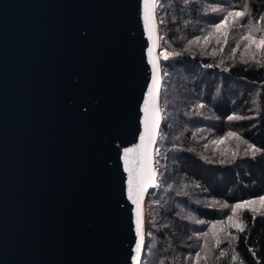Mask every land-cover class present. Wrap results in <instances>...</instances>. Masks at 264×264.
Wrapping results in <instances>:
<instances>
[{"label":"water","instance_id":"obj_1","mask_svg":"<svg viewBox=\"0 0 264 264\" xmlns=\"http://www.w3.org/2000/svg\"><path fill=\"white\" fill-rule=\"evenodd\" d=\"M157 7L161 119L140 264L162 123ZM141 12V0H0V264H132L122 154L151 78Z\"/></svg>","mask_w":264,"mask_h":264},{"label":"trees","instance_id":"obj_2","mask_svg":"<svg viewBox=\"0 0 264 264\" xmlns=\"http://www.w3.org/2000/svg\"><path fill=\"white\" fill-rule=\"evenodd\" d=\"M215 5H247L248 14L230 28L227 42L203 39L223 18L210 10ZM157 10L162 123L142 264H193L196 252L199 264H264V210H232L239 200L264 195V151L252 155L249 147L264 150V53L253 46L250 57L240 40L249 20L264 27V0H158ZM165 49L174 55L165 59ZM233 113L237 118L229 119ZM229 131L238 135L226 136ZM213 221L232 235L219 232L217 243ZM204 232L209 235H196Z\"/></svg>","mask_w":264,"mask_h":264},{"label":"snow or ice","instance_id":"obj_3","mask_svg":"<svg viewBox=\"0 0 264 264\" xmlns=\"http://www.w3.org/2000/svg\"><path fill=\"white\" fill-rule=\"evenodd\" d=\"M189 0H184V3L187 4ZM157 0H141L142 7V18L144 24V32L148 37V46H147V59L148 63L151 65V78L146 82V91L143 93V104L141 106L143 115L140 117L141 127L139 131V141L137 143H132L127 147L123 148L122 160L124 171L127 173L126 179V193L127 199L131 201V204L134 205L131 208L134 224V246L129 253L132 264H140V252L144 247V220H143V208L142 201L144 197L145 190L149 183H155L154 180V170L150 165V160L152 159V154L150 152L151 146L154 144L157 136V129L160 123V109L158 107V94H159V83L160 76L158 73L159 69V56L154 55V48L158 46V36L155 35L157 21L155 18V8L157 7ZM206 10H209L206 6ZM213 12H222L223 18H219L218 22L213 23L209 26L210 31L207 35L203 37L204 40H208L210 37L215 36L217 40L224 38L227 42V36L229 34L230 28L239 24V18L247 15V5L244 8L230 7L228 9L223 8L221 5L211 6L210 8ZM259 19L264 21V13L259 15ZM247 31L240 36V40L246 41L244 43L245 51L254 58L255 53L252 51L253 46L255 49L260 50L264 53V35L257 36L254 34V30L264 32V27L257 29V26L249 20L247 25H244ZM194 39L200 40L201 37H195ZM239 45V41H237ZM235 51V49H233ZM165 59L174 53H169L165 49L163 52ZM200 106H203L201 102ZM229 119L237 118L236 114L233 113L228 117ZM235 132L229 131L226 133V136H237ZM220 140L225 139V137H220ZM252 149V155H255L256 151H264L257 149L255 144L249 145ZM257 200L260 202L261 206H264V195L259 197H253L246 200H239L233 206V212H236L237 209H250L252 211H259L256 207ZM229 221H233V217L230 215L228 217ZM219 223L213 221L210 226L211 234L216 238V242L219 243V232L223 231L227 236H231V233L226 232V227L224 229H217L215 226ZM230 226L236 227L239 230L243 231V228L239 223H232ZM197 236L207 237L208 232L196 233ZM207 243V241H205ZM191 255V254H190ZM236 256L233 255V261L236 260ZM200 252H196L193 257V264H199Z\"/></svg>","mask_w":264,"mask_h":264},{"label":"rangeland","instance_id":"obj_4","mask_svg":"<svg viewBox=\"0 0 264 264\" xmlns=\"http://www.w3.org/2000/svg\"><path fill=\"white\" fill-rule=\"evenodd\" d=\"M161 49V48H160ZM256 207L259 209V210H264V206H261L260 205V202L257 200L256 202ZM239 210V209H238ZM146 218H147V224L149 223V216L147 214V211H146ZM233 222V221H232ZM217 229H222V225H217L215 226Z\"/></svg>","mask_w":264,"mask_h":264}]
</instances>
